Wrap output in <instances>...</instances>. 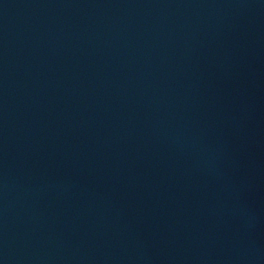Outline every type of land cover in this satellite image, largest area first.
I'll return each instance as SVG.
<instances>
[{
  "label": "water",
  "instance_id": "95a60500",
  "mask_svg": "<svg viewBox=\"0 0 264 264\" xmlns=\"http://www.w3.org/2000/svg\"><path fill=\"white\" fill-rule=\"evenodd\" d=\"M0 264H264V0H0Z\"/></svg>",
  "mask_w": 264,
  "mask_h": 264
}]
</instances>
